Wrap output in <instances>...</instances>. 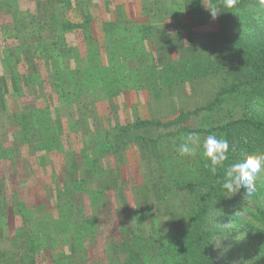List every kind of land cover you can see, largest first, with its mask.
<instances>
[{"label":"rangeland","instance_id":"374dc122","mask_svg":"<svg viewBox=\"0 0 264 264\" xmlns=\"http://www.w3.org/2000/svg\"><path fill=\"white\" fill-rule=\"evenodd\" d=\"M145 2L158 12L167 10L166 15L177 20H183L179 16L187 7L186 0ZM210 3V0H201L199 4L205 16L202 23L201 16H197L196 21L193 18L191 22L185 23L186 28H191L190 32L186 30V33H191V38L184 32L181 36L176 32L171 33L177 46L175 54L162 50L159 52L157 49L158 54H155L156 51L151 52L150 48L141 50L144 49L143 40L138 37L142 34L133 27L127 33L123 28L117 30V27L107 43L110 40L119 43L107 47L104 54L103 32L98 31L94 24L92 34L98 43L89 51L83 40L84 31L81 32L80 24H76L80 20L76 12L68 13L66 20L71 22V29L66 34L68 43L60 39V44L56 38L59 35L57 32L40 28L44 19L34 0H23L18 3V8L10 12H5L0 6V74L6 70L8 74L6 84L0 80V94L5 96V100L0 101V206L3 208L0 210V264H124L127 254L119 251L117 245L127 232L134 231L142 237L152 235L158 248L168 246L174 240L163 226L167 218H171L168 211L172 209V203L177 205L172 199V192L161 194L159 200L154 198L153 192H149L148 198L143 195H148L147 188L151 186V181L158 180L160 162L167 176L159 183L161 187L165 180L171 184L173 181L193 180L197 174V165H193L196 156L179 154L178 147L189 133L179 128H210L235 118L240 113L237 100L227 97L219 108L188 115L180 124L169 127L145 125L122 134H118L115 127L132 123L136 119L166 122L178 116L181 110L186 112L205 104L211 100L214 90L231 81V63L220 51V39L215 35V19L207 8L211 6ZM130 8L131 16L145 18L140 1L135 3L133 0ZM205 18H208L207 22ZM158 37L163 39V34ZM161 39L158 44L163 42ZM53 41L57 43L51 45ZM42 46L50 49L53 54L49 55L51 60L57 57V61L51 64L47 56L46 61L49 63H44L43 59L34 55L35 75L39 78L33 75V86L26 89L23 72L15 76L12 72L16 67V59L27 54L26 50H35L36 47L39 50ZM75 54L80 55L77 67L73 68V63L67 66V59L62 56H69L70 59ZM189 56L205 57V62L209 63L205 79H190L186 75L185 70L188 68L187 74L194 75L190 69L192 61L188 60ZM152 57H166L167 60L178 62L172 65V75L178 81L173 80L171 83L177 88L170 86L164 90L161 87V91L156 89L152 91L153 94L147 88L143 91L133 89L137 84L138 64L153 63ZM179 63H184V67L180 69ZM72 71H76V77ZM11 78L17 89L12 88ZM73 78H80V95L74 96L75 99L70 94L62 99L59 93L63 94L64 90L70 88L74 83ZM40 86L42 95L34 88L40 89ZM6 87L8 92H5ZM126 89L134 92V95L132 92L127 93L120 100V96L116 95ZM207 91L210 93L207 94ZM35 99L40 110L48 106L56 128L58 124L62 127L65 136L62 139L68 151L74 149L78 152L81 146L88 151L93 146L97 152L94 158V166L98 170L96 175L85 176L75 188L72 187L70 194L65 195V199L59 203L61 205L68 201L70 206L62 205L61 209L56 206L57 201L50 191L56 180L63 177L64 162L68 166L71 153L64 155L57 148L47 153L35 152L30 144L32 142L20 140L23 134L30 138L32 132L36 133L33 125L29 127L35 118L26 116L25 124L22 121L24 116L13 114L16 112L14 108L21 112L19 110L25 104L34 103ZM45 114L41 118H50L49 113L47 116ZM22 123L26 126L23 133ZM112 128L115 131L112 133L117 135L109 134ZM171 131L174 134L165 135ZM198 134L201 138L207 136ZM139 135L149 136L155 141H135L133 138ZM114 141L123 146L120 150L109 152L105 142L112 146ZM64 179L68 186L73 185L69 175L65 174ZM49 192L50 195H47ZM153 225L156 232L151 231ZM222 238L217 237L213 243L218 260L226 264L224 261L229 258L225 245L233 241L227 236ZM237 253H241L240 256H232L230 264L252 263L251 253L247 249L240 248ZM148 263L161 264L155 257V251L154 258Z\"/></svg>","mask_w":264,"mask_h":264},{"label":"trees","instance_id":"16d2710c","mask_svg":"<svg viewBox=\"0 0 264 264\" xmlns=\"http://www.w3.org/2000/svg\"><path fill=\"white\" fill-rule=\"evenodd\" d=\"M21 1L23 0H0V6L5 9V12H10L12 9L18 8V3ZM34 1L36 8L41 9V15L44 19L40 24V28L43 31L49 28L51 32H57L59 35L56 38L59 39L57 41L60 44L62 42L60 39L67 42V30L71 29L69 26L71 22L66 20V17L68 13L74 14L76 12L79 16L78 19H80L76 24H80L81 32L82 30L84 31L82 32L83 40L89 51L98 43L92 34V24L97 27L98 31L103 32L104 54H106L107 47L110 48L112 45L119 43L113 42V40L107 43L109 38H111L110 35L116 32L115 29L118 27L117 30H119L122 27L130 25V22L132 23L130 18L127 17L132 15V8L130 7H132L133 0L131 2L127 0ZM139 1L144 17L150 18L151 23L149 25H153L152 29L159 27L163 30H170L172 33L176 32L178 36H181L184 32L191 38V33H186V30L189 29L188 32H190L191 28H186L185 23L187 21L191 22L193 18L196 21L197 16H201L200 23L204 21L205 16L202 12V7L199 5L201 4V0H186L187 7L185 6L184 12L179 16L183 20L168 22L171 24H166L162 20V16H167V10L161 13L147 6L146 0H135V3ZM210 1L211 6H218L220 10L214 21L217 29L216 32H213L220 39V51L222 55L226 56L231 63V81L229 80L228 83L214 90L211 100L205 104L194 110L186 112L181 110L179 115L171 120L164 122L160 120L136 119L132 123H126L115 128L119 131L118 134H122L145 125L159 127L177 125L184 121L188 115H195L201 111H211L212 109L219 108V105L225 102L227 97H233V99L237 100L240 108V113L235 118L211 126L210 128L193 129L187 126L179 128L187 132H196L204 135L215 134L218 138H226L230 144L229 159L225 162V167H227L231 162L241 159L244 153L264 151V4L261 3V0H237L234 7L227 8L224 7V0ZM120 19L124 20L119 21ZM206 20L208 18H205ZM183 24L185 27H183ZM61 35L63 36L62 38ZM57 41H53L51 45H55ZM112 42L113 44H110ZM41 48L39 50H37V47L35 50H26L27 54H23L22 58L16 59L18 65L20 64V68L22 70L24 68V71H22L24 75L23 84L26 86V89L33 86V79L31 80V78H33L32 76L35 75L36 71L35 57L43 59L44 63H49L46 61L47 56L53 55L50 53V49L44 46ZM64 51L67 52L68 48ZM34 55L36 56L34 57ZM204 56L206 57V54ZM62 57L65 60L67 59V66L73 63V68H76L80 55L75 54L70 59L69 56ZM205 57L195 58V56H189L190 59L188 60L192 61L190 69L194 72V75L190 76L187 74L189 68L185 70L189 78L205 79V76L208 75L207 66L209 64L205 62ZM162 58L156 61L159 62ZM50 61L51 64H55L57 57L52 60L50 57ZM27 62L30 64H26ZM17 63L12 71L13 73H20ZM51 64L49 65L51 66ZM51 68L52 71L55 70L53 65ZM72 73L75 76L76 71H72ZM0 75V80L6 84L7 76L5 74ZM36 77L39 78L38 75ZM10 81L12 88L17 89L14 79L11 78ZM34 88L42 95L43 90L41 92V86L40 89ZM81 91L80 78H77L74 79V83L70 88L63 91L65 94L59 93V96L62 99H65L70 94L74 97L80 95ZM5 92H8L7 87ZM206 93L209 94L210 92L207 91ZM1 95L0 101H4L5 96ZM14 109L16 111L13 113L15 116L18 113L24 116L22 117L24 123L26 122V116L35 118L34 123H30L29 127L33 125L32 128L33 130L35 129L36 133L32 132L30 138L23 134L20 139L21 141L32 142L30 144L35 152L44 151L47 153L57 148L56 150L62 152L64 155L71 153L70 155L72 156L69 159L68 166L64 162L65 173H62L63 177L56 180L50 191L55 201H57L56 206L59 209H61L62 205L70 206L68 201L63 202L61 205L59 203L65 199V195L68 196L70 194L73 190L72 187L75 188V185L82 182L85 176L96 175L98 171L96 166H94V158L97 155L96 149L90 146L87 151V149L81 146L78 152L74 149L68 151L64 145V139H62V136H64L62 127L58 124V129L56 128L54 125L55 121L53 122L50 109L48 110L47 105L44 110H40L37 104L32 102L25 104L19 110L21 112H17V108ZM48 113L50 114V118L48 117L47 120L41 118L42 114L47 116ZM24 123H22V133L26 128L23 125ZM112 131H114L113 128L109 134L117 135V133H112ZM87 132L89 133V131ZM87 132L84 133L87 134ZM167 134L171 135L174 133L171 131L165 135ZM133 139L135 141L142 140L143 142L155 141L154 138L140 135L138 138L134 137ZM105 144L109 152L120 150L123 146V144H117L115 141L112 146H108L106 142ZM232 145H235V152L231 151ZM208 163V160L203 157L201 149L196 155L195 163H193V165H197V171H195V174L196 172L197 174L193 177V180L173 181V184L169 180H165V183L161 187L159 183L164 178L166 179L167 176L165 175L166 170H163V165L160 162L158 180L151 181V186L148 185L147 188L148 195L144 194L143 196L148 198L149 192H153L154 198L159 200L161 194L172 192L171 194L174 196L172 199L177 205L172 203L173 207L168 211L171 218H167L168 220L165 223L163 221V226L166 227L168 235H171L174 240L168 246L164 245L158 248V244L155 243L152 235L142 237L134 231L129 230L130 232L123 234L125 236H122V241L117 245L119 251L124 252L125 255L127 254L124 264H150L148 262L151 261V258H154V251L157 261L161 264H221L216 256L214 240L212 239L226 236L233 241L229 245H225V251L229 258L228 261H224L226 264H230L229 261H231L232 256H240L241 253H237L240 248H245L251 253V260L253 259L251 264H264V174L258 177L257 191L252 196L246 197L244 189L241 188L231 196L225 197L219 192L221 191L220 184L223 182L225 169L218 168L217 175L213 176L210 166L206 167ZM65 174L69 175L70 180L73 181L72 186L67 185L64 179ZM115 181L114 188L116 189ZM50 192L47 195H50ZM45 201H47V197ZM163 201L161 200L160 203ZM1 209L3 208L0 206ZM141 211L143 212L144 210L142 209ZM151 231H157L154 225ZM237 237L240 239L235 240Z\"/></svg>","mask_w":264,"mask_h":264},{"label":"clouds","instance_id":"9594fccd","mask_svg":"<svg viewBox=\"0 0 264 264\" xmlns=\"http://www.w3.org/2000/svg\"><path fill=\"white\" fill-rule=\"evenodd\" d=\"M236 3L237 0H224V7L232 8ZM261 3L264 4V0H261ZM207 8L210 10L211 17L215 19L220 11L219 7L208 6ZM201 149L203 157L209 162L206 167L210 166L213 176L217 175L218 168L225 169L223 182L220 184V194L229 197L243 188L246 197H250L257 191V179L264 174V151L244 153L241 159L225 167L230 151V144L226 138H218L215 134L201 138L198 133L189 132L185 135L183 143L179 145L178 152L181 156L195 157ZM231 151H236L235 145L231 146ZM212 240H217V238Z\"/></svg>","mask_w":264,"mask_h":264},{"label":"crops","instance_id":"0c3cea01","mask_svg":"<svg viewBox=\"0 0 264 264\" xmlns=\"http://www.w3.org/2000/svg\"><path fill=\"white\" fill-rule=\"evenodd\" d=\"M127 18H130L132 23L130 22L129 23L130 25H128L126 27H122V28L126 31V33L128 32L130 27H133V29H135V30H140L138 32L141 33L142 35L139 36L138 38H142V40H143L142 45L144 46V49H141V47H140L141 45L138 46V48L140 47L139 49L146 50L147 48H150L152 50L151 52H153L154 50L156 51V49H157L159 52H160V50H162V51H165V52L170 53V54H175L174 49L177 46H175L174 40H172L173 38H171L172 32L170 30H163L162 28H159V27L152 29L153 25H149L151 23L150 18H146V19L144 18L143 19L142 16L140 18V17H136V16H131V15ZM177 19H173L172 16H162V20L165 23L178 21ZM123 20L120 19L119 21H123ZM143 24H144V29H143ZM149 27H150V29H149ZM159 34H163V37H162L163 39L158 37ZM159 39H161L163 41V42H161V44H158ZM132 41L135 42V40H132ZM134 42H133V44H134ZM171 50H173V52H171ZM158 51H156L154 53L158 54ZM166 57H163L162 60L159 62L158 61L156 62L157 58L152 57L154 59V60H152V61H154L153 63L138 64L139 67L137 69V75H136L137 84L133 87V89L134 90L140 89V91H143L144 89L147 88V89H149L150 94H153L152 91H154V90L156 91V89L161 91V89H160L161 87H163L164 90H167L170 86L177 88V87H175L176 86L175 84H171V83L173 80L178 81V79L174 78L172 75V73L174 72L172 65L173 64L175 65L178 62L176 60H172V59L167 60ZM182 67H184V63H179V68L181 69ZM6 71H4V73H3V74H5V76L8 75ZM18 71L20 73H22V71H24V68H23V70L20 68V64L18 65ZM15 75H16V72H14V76ZM150 78H154V79H150ZM183 82L184 81L182 80V83ZM126 91L123 93L121 92L116 96H120V100H121V99L125 98L127 93L132 92V91H128L127 89H126ZM132 94L134 95V92H132ZM111 96H115V94H111ZM146 96H147V94H146ZM156 96L158 97V95H156ZM187 97H189V96H187ZM34 101H35L34 103L36 104V99Z\"/></svg>","mask_w":264,"mask_h":264}]
</instances>
